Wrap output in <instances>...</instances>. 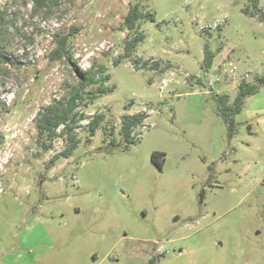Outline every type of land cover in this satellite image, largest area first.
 <instances>
[{"label":"rangeland","instance_id":"374dc122","mask_svg":"<svg viewBox=\"0 0 264 264\" xmlns=\"http://www.w3.org/2000/svg\"><path fill=\"white\" fill-rule=\"evenodd\" d=\"M244 4L0 0V264H264V21ZM133 5L154 19L130 31ZM67 33L72 63L51 60ZM73 64L109 74L88 89L113 90L77 103L78 144L51 161L67 144L64 126L46 150L35 121L68 97ZM242 81L258 90L229 127L216 98L232 105ZM139 111L126 146L121 117Z\"/></svg>","mask_w":264,"mask_h":264},{"label":"trees","instance_id":"16d2710c","mask_svg":"<svg viewBox=\"0 0 264 264\" xmlns=\"http://www.w3.org/2000/svg\"><path fill=\"white\" fill-rule=\"evenodd\" d=\"M34 9H42L47 7L52 0H33ZM245 4L242 8L243 12L257 17L260 21H264V9L259 7V0H244ZM3 11H1L0 18H2ZM154 19V16L150 12L142 13L138 5H133L128 9L127 14L124 17V26L130 30L134 31L140 27V20L143 18ZM73 33V32H72ZM72 33L60 34L56 37V47L50 53L51 60H60L65 59L68 63H72V57L68 51V39ZM143 38L142 33H136L133 37H129L124 44L125 52L123 55H120L117 59L113 61V64L116 65L120 63L122 58H128L133 49H135L137 43ZM212 62V53L206 47L205 56H204V67H210ZM157 65V63H154ZM74 65V64H73ZM73 74L76 78L75 85L71 86L68 97L65 99L54 100L51 104L43 107L39 112L35 125L38 132L39 140H48V144L42 143L44 149L50 148V142L58 136L56 130L59 126L63 125V133L66 134L67 144L60 153L52 157L50 160L54 161L58 156L68 157L72 154L74 148L78 144L75 133H73V124L77 121L73 116V111L77 103L84 99L85 102L94 100L99 96L110 93L113 90V87H103L98 85L96 88H89L99 83H103L109 79V74L105 75L102 78H97L96 74L92 70L81 71L78 66L74 65ZM258 85L251 84L246 81H242L238 85V94L235 97L233 104L228 105V95L227 94H218L216 98L218 103L219 113L222 115L226 123L229 124V127H232L233 118L232 116L239 112L243 100L248 95H253L257 92ZM146 114L144 112H136L131 115H124L120 120V135L122 139L125 140L126 146L132 142V132L133 129L142 125ZM103 120V114H96L87 124V129L90 137L94 135L100 123ZM89 137V138H90ZM88 138V139H89ZM114 140V139H113ZM111 140L109 143H113ZM104 141H106L104 139ZM154 161L161 165L160 161L156 159L155 153L152 155Z\"/></svg>","mask_w":264,"mask_h":264}]
</instances>
